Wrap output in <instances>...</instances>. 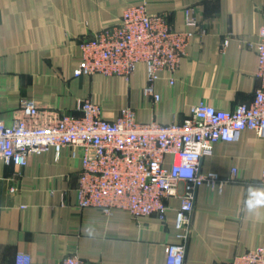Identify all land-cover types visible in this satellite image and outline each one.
<instances>
[{
	"label": "crops",
	"instance_id": "obj_1",
	"mask_svg": "<svg viewBox=\"0 0 264 264\" xmlns=\"http://www.w3.org/2000/svg\"><path fill=\"white\" fill-rule=\"evenodd\" d=\"M140 3L150 13H167L180 31L188 29L185 9L192 7L204 30L192 38L174 84L169 72L161 73L159 101L144 95V64L129 81L74 75L81 40ZM262 25L264 0H0V121L11 124L21 117L26 99L42 110L80 115V102L90 98L106 118L116 119L131 107L140 121L162 124L183 123L201 100L231 111L250 104L261 84L251 44L257 43ZM81 168L70 148L59 156L54 150L31 153L22 168L0 158V264H17L20 254L30 256L32 264H60L74 253L93 264H165L167 245L180 242V199L167 201L165 220L134 218L123 209L106 214L81 208ZM234 169L237 180L222 191L207 185L197 189L185 264H226L264 247V209L249 214L243 208L249 185L264 188V137L256 131L217 142L201 162L203 173L229 177Z\"/></svg>",
	"mask_w": 264,
	"mask_h": 264
},
{
	"label": "built area",
	"instance_id": "obj_2",
	"mask_svg": "<svg viewBox=\"0 0 264 264\" xmlns=\"http://www.w3.org/2000/svg\"><path fill=\"white\" fill-rule=\"evenodd\" d=\"M185 10L188 29L180 31L167 13H150L146 3L128 6L119 19L81 40V62L74 75L123 76L129 81L138 65L144 64L148 75L144 95L159 101L156 83L161 73L169 72L174 84L192 38L204 32L195 9ZM224 43L227 45L228 39ZM251 45L258 54L261 84L250 104L225 111L201 100L191 106L183 123L162 124L140 121L131 107L122 109L116 119L106 118L102 106L90 98L80 102V115L42 110L34 100L26 99L21 117L11 124L0 121V158L6 165L22 168L31 153L54 150L59 156L64 148H70L82 164L78 206L96 207L106 214L123 209L134 218L156 215L165 220L167 201L178 197L180 242L167 245L165 264H185L197 189L207 185L222 191L238 178L236 169L229 177L203 173V157L217 142L236 141L246 129L264 137V25L257 43ZM260 184L264 187V170ZM17 264H32V259L20 254ZM60 264L93 263L74 253L65 255ZM226 264H264V247L251 249Z\"/></svg>",
	"mask_w": 264,
	"mask_h": 264
},
{
	"label": "clouds",
	"instance_id": "obj_3",
	"mask_svg": "<svg viewBox=\"0 0 264 264\" xmlns=\"http://www.w3.org/2000/svg\"><path fill=\"white\" fill-rule=\"evenodd\" d=\"M243 208L249 214H257L258 210L264 209V188L249 185Z\"/></svg>",
	"mask_w": 264,
	"mask_h": 264
}]
</instances>
